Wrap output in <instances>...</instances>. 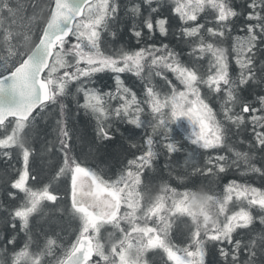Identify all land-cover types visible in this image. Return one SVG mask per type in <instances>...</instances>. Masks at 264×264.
Segmentation results:
<instances>
[{
	"label": "snow or ice",
	"instance_id": "1",
	"mask_svg": "<svg viewBox=\"0 0 264 264\" xmlns=\"http://www.w3.org/2000/svg\"><path fill=\"white\" fill-rule=\"evenodd\" d=\"M120 24L135 44L109 50L105 44H114ZM173 41L186 46L187 62ZM0 52L6 53L0 56V150L9 163L15 150L21 165L7 182L13 204L3 208L0 264H147L149 251L163 252L166 264H210V248L220 258L215 264H264V228L254 233L257 219L264 226V190L229 180L222 191L219 185L192 191L186 184L179 191L170 183L154 198L142 191L162 152L171 157L181 150L175 139L180 129L206 159L193 164L191 174L177 172L178 180L198 175L211 183L241 163L264 177V166L253 162L257 153L264 155V89L250 91L264 84V0H171L168 15L159 0L123 6L120 0H0ZM106 72L113 74L114 92L94 87L96 76ZM124 73L139 78L142 96L125 84ZM70 96L77 115L83 110L95 120L96 141H113L121 124L132 125L133 135L144 129L143 144H131L136 152L118 173L108 176L76 154L65 102ZM56 106L54 138L42 147L62 157L53 179H66L70 207L59 212L77 228L68 246L43 233L44 249L33 253L40 233L32 221L50 215L45 201L55 205L60 198L31 169L37 152L31 133ZM243 132L251 133L247 151L230 143ZM29 180L43 187H31ZM184 217L191 225L179 246L173 226Z\"/></svg>",
	"mask_w": 264,
	"mask_h": 264
},
{
	"label": "trees",
	"instance_id": "2",
	"mask_svg": "<svg viewBox=\"0 0 264 264\" xmlns=\"http://www.w3.org/2000/svg\"><path fill=\"white\" fill-rule=\"evenodd\" d=\"M241 0H235L236 4H239ZM121 5L128 3V0H120ZM161 5V10L165 15L169 14V8L171 5V0H159ZM123 16V11L121 12ZM126 19V18H125ZM175 23V21H173ZM130 26V25H129ZM115 31L117 32V37L113 43H106L105 47L111 50L114 46L115 48L121 47V45L127 47L129 43L135 44V40H129L130 33L124 30V25L120 24L115 26ZM242 35L243 33L236 32L233 35ZM106 40L111 42L113 37L109 33L106 36ZM173 47L177 51L184 49L183 59L187 62L188 57L186 55L187 49L186 46L181 44L176 45V42L173 41ZM230 47V42L229 45ZM232 75L237 74V67L234 62L231 64ZM122 80L125 84L132 88L133 91H136L139 95H143L140 91L142 88V82L136 76L131 73H124L121 75ZM159 84H162V81H159L157 78L156 81ZM94 87L102 90L108 91L111 89L115 91V81L113 79V74L110 72L100 73L96 76L94 81ZM264 89V84L259 86H253L251 92H261ZM73 92L75 89L73 88ZM82 102L83 97L80 96ZM69 104L71 108V123L70 128L74 130V143H75V152L80 157V160L85 163L87 166L96 169L97 171H103L106 175L112 176L113 173H118L122 164L127 162V159L132 158V153L136 152V149H131V144L135 143L140 146L143 144L144 138V129L135 130L136 134L133 135V126L121 124L120 131L115 133V139L111 142H99L95 140V120L84 113L83 110H80L79 114L76 113V102L70 96L65 101ZM217 110L219 105H216ZM59 107L56 106L54 109L46 113L44 119H40L36 125H34V131L31 133L32 138L35 140V148L37 152L34 159L31 160V169L33 172H39L40 178L44 184H51V187L55 189L58 193L59 200L55 205H52L49 202L45 203V211L50 215L48 217H36L33 219L32 223L34 225V232L40 233L37 243L31 246V251L33 253L40 252L44 249L45 237L43 233H48L53 238L57 239V245L68 246L71 241L75 239L74 231L77 228V224H74L69 216H61L59 209L70 207L68 196L66 191H68L67 182L65 178L60 180L53 179L54 171L53 168L62 161V157L59 153H49L43 150V143L45 139L51 141L54 138L52 129L55 126L56 119L58 118ZM151 132V129H148ZM180 135L176 136L175 139L178 142V147H181V150L171 157L168 156L166 152H162L159 157V160L156 163L154 170L149 171L148 175L144 178L145 187L142 188V191L145 192L146 197L150 196L154 198L156 195L160 194V188L164 184H171L173 187H177L179 191H183V185L186 184L188 188L192 191H214L216 190L217 185L222 191L223 186L229 180H236L240 183H247L254 187L264 190V177L258 173H252L250 171H240L239 168L233 166L226 173L220 174L218 178L213 177L211 183L209 180H205L201 176L189 175V178L181 181L176 178V173H187L191 174L192 165L202 166L204 160L206 159V154L203 153V150L195 149V146L191 144L190 141L184 139V131L180 129ZM132 136V139L129 140L128 137ZM241 137L244 139L245 143L241 144ZM241 137H234L230 143L236 145L237 150L247 151L248 144L247 141L251 139L250 132H243ZM159 140V137H157ZM138 154V153H137ZM224 154V153H222ZM231 156V153H227ZM194 157V159H190ZM186 161L189 163L186 165ZM258 167L264 166V155L257 153L253 161ZM11 165V166H10ZM20 168V163H18V157L15 150L12 151V160L9 163L8 159L2 155V150H0V238L3 237L5 228H6V213L3 211L5 206L11 207L13 202H10L7 195L6 189L8 187L7 182L16 174V169ZM171 169V171L169 170ZM34 186H38L34 181L29 180ZM43 185V184H39ZM15 203H19L16 201ZM253 215L258 216L260 210L258 208L252 209ZM184 222L179 223L178 226H173V235L172 239L179 246H184L186 243L185 236L188 233V226L191 225L190 218H182ZM264 226L260 225L259 220L255 221L254 233H259ZM43 229V231H41ZM111 230L108 231V233ZM23 235V234H21ZM106 235V234H105ZM105 241L107 240L104 238ZM184 242V243H181ZM24 243L23 239H20L18 247H22ZM62 254V249H57V256ZM3 258V254L0 253V259ZM220 259L218 253L214 249H209V254L206 257V261L210 264H215V261ZM42 260L49 261L51 257L44 256ZM152 264H163L161 263V258L158 255L153 254ZM151 264V263H150ZM166 264V262H164Z\"/></svg>",
	"mask_w": 264,
	"mask_h": 264
},
{
	"label": "rangeland",
	"instance_id": "3",
	"mask_svg": "<svg viewBox=\"0 0 264 264\" xmlns=\"http://www.w3.org/2000/svg\"><path fill=\"white\" fill-rule=\"evenodd\" d=\"M2 55H6V53L0 52V56H2ZM239 169H240V171H245L246 172V170H245V168H244V166H243L242 163H241ZM28 184H29V186L35 187V188H42L43 187V185L34 186L31 183H29V182H28ZM51 189L58 195V193H57V191L55 189H53L52 187H51ZM66 193H67V191H66ZM21 197H22V194H21ZM45 202H47V201H45ZM109 230L112 231L111 228H108L107 230H105L103 232V241L102 242H107V240H108V231ZM105 234L107 235V240L106 241L104 239V238H106V235ZM153 254H156V255H158V257L161 258V263L164 264V262H166V256L163 254V252H161V251H149L148 253L145 254V260L147 261V264H150V263L152 264L151 261L153 259Z\"/></svg>",
	"mask_w": 264,
	"mask_h": 264
},
{
	"label": "flooded vegetation",
	"instance_id": "4",
	"mask_svg": "<svg viewBox=\"0 0 264 264\" xmlns=\"http://www.w3.org/2000/svg\"><path fill=\"white\" fill-rule=\"evenodd\" d=\"M20 167H21V165H20ZM168 264H170V262H168Z\"/></svg>",
	"mask_w": 264,
	"mask_h": 264
},
{
	"label": "water",
	"instance_id": "5",
	"mask_svg": "<svg viewBox=\"0 0 264 264\" xmlns=\"http://www.w3.org/2000/svg\"><path fill=\"white\" fill-rule=\"evenodd\" d=\"M69 203H70V200H69Z\"/></svg>",
	"mask_w": 264,
	"mask_h": 264
}]
</instances>
